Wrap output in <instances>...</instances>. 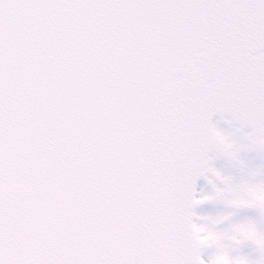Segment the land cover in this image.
Returning <instances> with one entry per match:
<instances>
[{
	"label": "snow or ice",
	"instance_id": "obj_1",
	"mask_svg": "<svg viewBox=\"0 0 264 264\" xmlns=\"http://www.w3.org/2000/svg\"><path fill=\"white\" fill-rule=\"evenodd\" d=\"M0 264H264V0H0Z\"/></svg>",
	"mask_w": 264,
	"mask_h": 264
},
{
	"label": "bare ground",
	"instance_id": "obj_2",
	"mask_svg": "<svg viewBox=\"0 0 264 264\" xmlns=\"http://www.w3.org/2000/svg\"><path fill=\"white\" fill-rule=\"evenodd\" d=\"M246 160L250 162V165L253 163H260L259 159L255 157L254 153H250L246 156Z\"/></svg>",
	"mask_w": 264,
	"mask_h": 264
}]
</instances>
